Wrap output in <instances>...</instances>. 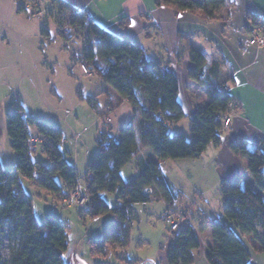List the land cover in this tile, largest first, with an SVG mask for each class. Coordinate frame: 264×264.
<instances>
[{
  "label": "trees",
  "instance_id": "obj_1",
  "mask_svg": "<svg viewBox=\"0 0 264 264\" xmlns=\"http://www.w3.org/2000/svg\"><path fill=\"white\" fill-rule=\"evenodd\" d=\"M155 3L172 8L176 14L198 11L208 20L220 19L222 10L231 5L229 0H155ZM70 20L75 30L73 36H89L88 45L75 59L104 83L101 95L107 99L106 106L100 108L96 98H91L92 107L106 118L129 103L140 115L137 125L126 123L114 136L101 135L99 150L90 160L85 176L89 190V200L84 207L87 215L96 218L113 213L115 216L104 237L93 240V249L100 253L111 243L121 244L127 240L133 206L149 203L156 190L172 207L178 196L159 161L195 159L211 144L219 145L224 134V120L238 107L227 90L210 84L212 80L204 74L207 58L194 51V68L190 76L197 83L208 86L210 102L193 116L190 139L185 134H171L170 124L185 117L178 99L180 82L177 74L148 59L145 49L137 41L120 38L87 15L71 12ZM251 22L252 25L264 24V19L252 15ZM18 103V100L13 103L15 109L6 116L7 134L18 160L9 169L0 165V229L8 226L23 237L8 264H67L64 256L69 238L65 225L55 215H47L43 223L37 221L34 199L22 187L21 177L52 192L56 199L66 197L82 182L76 166L67 160L60 147L62 130L26 115ZM31 124L38 129L42 151L50 158V166L32 160ZM142 148L152 150L156 160L140 156ZM231 148L235 154L248 159L247 168L253 184L243 185L242 178L237 177L225 185L223 196L227 202L223 217L211 219L204 228L210 230L213 240L206 252L209 264H250L251 251L244 241L247 236L257 243H252L253 250L264 253V144L250 149L246 141L240 140L232 143ZM134 159H137L138 175L125 182L122 170ZM105 193L115 194L119 205L111 208L104 198ZM201 247L198 230L193 225H186L170 236L167 262L194 264L195 251Z\"/></svg>",
  "mask_w": 264,
  "mask_h": 264
},
{
  "label": "rangeland",
  "instance_id": "obj_2",
  "mask_svg": "<svg viewBox=\"0 0 264 264\" xmlns=\"http://www.w3.org/2000/svg\"><path fill=\"white\" fill-rule=\"evenodd\" d=\"M45 4L50 13V18L47 19L53 20L54 13L50 7L52 2L45 0ZM62 12L64 14L61 19L71 18V14L67 10L62 9ZM94 13L97 12L94 11ZM55 21L57 22V20ZM56 25H49L51 36L48 41L46 40V44L50 58L57 59L58 64L54 66V62H52L47 65V71L42 73L46 81L42 78L41 81L36 80L35 75L40 76V70H29V72L17 57H10V54L13 53L17 55L16 48H11L7 54L0 57V165L9 169L18 160L17 153L10 145L6 129V116L15 109L13 103L18 100V104L26 115L62 130L63 141L60 147L65 152L67 160L76 166L82 182L66 197L62 196L56 199L52 192L21 177L22 187L34 199L33 207L37 221L43 223L47 215H55L65 225L69 238V247L64 256L65 262L67 264L77 262L84 264H139L151 260L158 263L159 254L162 249L165 250L169 237L173 233L163 219L168 207L157 190L155 194L151 195L149 203L134 206L130 242L126 249L122 248L123 243L109 244L107 252L104 254L93 249V240L102 239L114 219L112 213L93 218L85 212L84 207L87 206L89 200L85 176L90 160L99 150L98 142L102 134L114 136L126 123L137 125L140 115L139 110L129 103L124 104L106 118H103L92 107L87 92H100L103 88L100 78L94 72L91 74V71L88 75L84 74L80 62L78 68L74 67L73 69V79L69 77L70 70L62 67L65 63L70 62V57L73 58V55H79L82 52V49L89 43V36L83 34L67 39L72 32L66 29L63 31L65 34L62 35L57 30L61 32L65 28L63 22L60 27ZM150 60H153L152 56H150ZM99 101L101 105H104L106 98H100ZM189 122L191 121L187 119L179 124L175 122L173 126L171 123L170 133H182L190 139ZM187 129L189 130L187 131ZM223 131L225 133L228 130ZM29 132L32 139L30 141L32 160L50 166L51 160L42 151L43 145L37 127L31 124ZM139 154L146 159L145 153L140 152ZM159 162H161L160 166L166 179L178 196V200L172 205L175 211L189 210L190 217L196 227L206 218L223 217L221 211L224 209L225 200L222 196L221 178H217L212 163L206 159L205 164L200 159H166ZM136 163L137 159H134L124 168V179L129 182L138 175V168L135 169ZM184 164H188V166H184ZM104 198L111 208L116 206L117 196L115 194L105 193ZM171 214H184L189 218L184 211ZM190 225H192L191 221ZM22 238L21 234H17L16 229H11L8 226L0 229V264H8L13 250L19 247ZM202 238L206 241L210 239L206 233L202 234ZM127 257L137 261L128 262L125 259Z\"/></svg>",
  "mask_w": 264,
  "mask_h": 264
},
{
  "label": "crops",
  "instance_id": "obj_3",
  "mask_svg": "<svg viewBox=\"0 0 264 264\" xmlns=\"http://www.w3.org/2000/svg\"><path fill=\"white\" fill-rule=\"evenodd\" d=\"M49 2H52L50 7L54 13L53 20L36 18L32 12L15 4L13 0H0V34L4 35L0 45V57L7 54L11 48H16L18 56L13 53L10 57H17L22 61L27 71L40 70L41 75L36 74V80L41 81L42 78L46 81L42 73L47 71V65L52 62L54 66L58 64L57 59H51L50 52L47 51L46 40L48 41L51 36L49 25L57 24L56 26L60 27L63 22L65 28L61 32L57 31L64 35L63 31L69 29L72 33L67 39H70L75 34L74 27L70 19H61L63 12L60 10L64 7L70 14L71 12L85 14L120 38L137 41L145 49L148 59L152 56V61L161 63L177 74L180 82L178 99L185 112V117L176 123L179 124L187 119L191 121L193 116L210 102L208 86L197 83L190 76L194 68L193 52L205 55L207 58L205 76L212 80L210 84L213 87L227 90L238 108L232 114V124L222 135L219 145L211 144L203 155L195 159H200L204 164L206 159L214 165L217 178H221L222 196L225 185L237 177L242 178L243 185L253 184L247 168L248 159L235 154L231 145L240 140L246 141L250 149L264 144V47L250 45L248 42L252 26L251 16L257 15L264 19V0H229L231 5L222 10L220 19L215 20H208L198 11L176 14L170 7L157 6L155 0H49ZM93 7L95 9H92ZM105 12L109 14L106 15ZM97 15L100 18H97ZM75 56L70 57V62L62 66L70 70L69 77L72 79L73 69L78 68L79 64ZM100 80L103 84L100 92L87 93L89 99L96 98L100 108H104L107 99L104 105L100 104V98L105 97L101 95L104 83L101 78ZM189 123L191 127V122ZM140 152L145 153L147 160H156L152 150L142 148ZM123 171L124 169L123 180L129 182L124 179ZM131 171L134 175L133 170ZM136 177L137 175L133 179ZM223 199L226 205L224 196ZM118 205L117 202L116 206ZM134 206L131 219L134 216ZM167 207L164 220L174 212L184 211L188 214L202 242V247L195 251L194 264H209L206 252L213 240L210 230L204 228L211 219L218 216L206 218L196 227L189 210L175 211L172 207L168 205ZM221 212L223 213V210ZM112 216L114 219L113 213ZM204 233L209 236V240H203ZM244 241L251 251L250 264H264V253L256 252L252 248V243L257 245L256 241L250 236L245 237ZM129 242L130 235L123 242L122 248L126 249ZM169 242L170 237L165 250L162 249L159 254L157 264H168ZM106 252L107 250L100 253ZM125 259L128 262L137 261L128 257Z\"/></svg>",
  "mask_w": 264,
  "mask_h": 264
},
{
  "label": "built area",
  "instance_id": "obj_4",
  "mask_svg": "<svg viewBox=\"0 0 264 264\" xmlns=\"http://www.w3.org/2000/svg\"><path fill=\"white\" fill-rule=\"evenodd\" d=\"M17 5L24 6L25 10L32 12V14L39 19L50 18V13L45 4V0H13ZM79 40V37H78ZM3 42V34H0V44ZM250 45H255L259 47H264V24H253L249 30V40ZM82 70L84 73L89 74V68L86 65H82ZM232 124V115L225 118L223 124V130H229ZM87 191V190H86ZM166 223L169 225L170 231L172 233L179 232L186 225L190 224V219L184 215H172L169 214L165 218Z\"/></svg>",
  "mask_w": 264,
  "mask_h": 264
},
{
  "label": "water",
  "instance_id": "obj_5",
  "mask_svg": "<svg viewBox=\"0 0 264 264\" xmlns=\"http://www.w3.org/2000/svg\"><path fill=\"white\" fill-rule=\"evenodd\" d=\"M75 264H84V263L83 262H77ZM142 264H157V263L154 261L148 260V261L143 262Z\"/></svg>",
  "mask_w": 264,
  "mask_h": 264
}]
</instances>
